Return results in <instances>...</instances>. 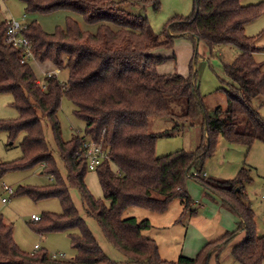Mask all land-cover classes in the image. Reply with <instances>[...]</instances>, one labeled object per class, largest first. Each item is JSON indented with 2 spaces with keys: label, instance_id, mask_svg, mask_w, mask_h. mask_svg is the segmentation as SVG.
I'll return each mask as SVG.
<instances>
[{
  "label": "trees",
  "instance_id": "trees-1",
  "mask_svg": "<svg viewBox=\"0 0 264 264\" xmlns=\"http://www.w3.org/2000/svg\"><path fill=\"white\" fill-rule=\"evenodd\" d=\"M21 1L30 13L66 10L79 14L86 23L98 25V30L95 34L83 32L68 19L65 30L49 35L38 23L28 24L22 35L30 40L40 65L50 68L51 64L53 69L69 73L65 84L51 76L41 86L32 64L21 63V50L6 44L7 23L0 22V95L11 94L18 112L16 119L0 123V132H8L11 142L25 135L20 145L22 158L0 165V178L9 171L44 165V173L52 177L54 184L46 189L20 188L13 196L61 201L62 214H46L34 222L39 224V234L77 232L71 235L77 255L69 261L41 249L26 253L15 243L13 227L0 214V264H116L101 249L75 208L70 186L78 188L86 213L98 221L106 239L128 262L209 264L212 254L220 252L245 229L247 238L234 249V259L240 264H264V237L258 236L254 213L243 203L244 188L225 191L232 201L229 203L239 213L242 211L244 225L209 243L194 259L161 260L154 241L142 234L151 228L150 221L123 218L129 208L163 212L176 198L189 203L185 184L190 178L210 187L201 165L220 136L248 149L257 141L264 144V119L253 107L257 97H264V66L255 58L261 50L257 45L262 35H246V25L264 13V0L253 5H243L245 0H194L192 16L173 18L162 35L154 32L147 18L124 9L131 1L146 6L152 0ZM158 5L159 0L155 7ZM177 38L190 39L195 45L203 42L210 49L232 45L240 50L238 59L225 67L230 81L228 89H221L228 98L226 110L219 107L210 115L206 113L193 66L188 77L159 73L158 69L176 56L165 58L156 52L173 51ZM64 97L76 106V116L86 125L83 136H73L69 141L62 138L58 117ZM201 117L204 134L196 152L181 150L157 157L159 138L175 135L180 131L179 124ZM152 118L175 120L177 126L152 133ZM42 120L53 131L58 155L68 172L67 183L46 141ZM88 141L102 143L108 152L93 171L99 179L102 199H96L85 183L91 171L80 151ZM194 168L196 172L191 175ZM245 174L249 178V171L243 169L235 180L226 183L237 187Z\"/></svg>",
  "mask_w": 264,
  "mask_h": 264
},
{
  "label": "rangeland",
  "instance_id": "rangeland-1",
  "mask_svg": "<svg viewBox=\"0 0 264 264\" xmlns=\"http://www.w3.org/2000/svg\"><path fill=\"white\" fill-rule=\"evenodd\" d=\"M146 6L131 1L124 9L130 13L140 15L148 19L150 26L156 34L162 35L167 24L175 17L186 19L192 16L194 11V0H159ZM263 0H245L243 5L258 4ZM0 22L3 17L10 15L13 20L23 21L24 24L38 23L46 34H54L58 29L65 30L68 19L75 21L83 32L95 34L98 25L88 24L84 18L76 13L60 10L52 13H30L26 4L21 0H1ZM246 35L258 37V47L261 49L255 54L256 60L264 66V13L258 19L246 25ZM168 59L158 71L162 75L178 74L188 77L193 73L200 94L203 97L205 111L211 114L217 108L226 110L228 98L223 89L229 88V78L225 73V67L231 65L238 59L241 52L232 45H223L210 49L203 42L194 44L187 38H177L173 51L159 50L156 52ZM32 64L39 81L57 71L60 72L58 80L65 84L68 80V71H60L52 68L51 64L41 66ZM43 67V68H42ZM253 107L258 108L261 117L264 119V97H257L253 101ZM76 106L67 98L62 100L58 113L62 138L69 141L73 136L85 134L86 125L76 114ZM18 112L13 106L11 94L0 95V123L16 119ZM45 129V138L56 161L61 178L67 183L68 172L64 162L58 155L57 144L54 139L50 125L42 120ZM177 126L175 120L152 118L149 129L152 133L165 132ZM180 131L170 137H163L157 140V157L179 152L194 153L202 143L204 126L202 117L185 124H179ZM25 138L20 134L12 142L9 140L8 132H0V165L10 164L22 158L20 145ZM216 146L201 165V171L210 180V187H204L200 181L191 178L185 184L191 201L176 198L163 212H152L143 208H129L123 212V218H136L138 221L149 220L151 228L142 234L154 241L158 248V255L161 260L176 262L180 257L190 259L196 258L200 252L212 242L222 238L226 233L237 231L244 225L242 222V211L239 213L229 202L231 199L225 195V191L239 190L244 188L243 203L253 211L257 234L264 237V144L255 142L250 149L243 145L228 142L220 136L216 140ZM249 171L244 175L243 180L237 187H232L229 181L235 180L243 170ZM196 169L191 170V175ZM6 184L14 191L20 188L34 187L46 189L54 184L52 177L44 173V165H35L18 171H9L0 178V186ZM85 183L96 199L103 198V192L96 172H88ZM217 188V189H215ZM69 192L75 208L83 218L93 237L111 260L112 263H134L126 261L125 256L117 250L105 237L98 221L88 215L84 209L80 191L77 187L70 186ZM3 191L0 188V195ZM239 194V193H238ZM11 198L9 205L1 210L4 221L13 227L14 241L18 247L26 253H34L35 246L39 245L41 250H46L50 256H64L69 261L76 257L77 251L72 245V232H52L39 234L36 229L39 224H34L33 216L42 218L46 214H62L63 206L56 198L36 201L29 196L5 195ZM240 198V195H239ZM241 200V198H240ZM232 202V201H231ZM196 203V204H195ZM247 233L240 230L228 241L223 249L212 254L209 264H240L233 257L236 246L243 243Z\"/></svg>",
  "mask_w": 264,
  "mask_h": 264
},
{
  "label": "built area",
  "instance_id": "built-area-1",
  "mask_svg": "<svg viewBox=\"0 0 264 264\" xmlns=\"http://www.w3.org/2000/svg\"><path fill=\"white\" fill-rule=\"evenodd\" d=\"M26 17L24 16V19ZM23 21L13 20L10 19L6 21L7 23V33L5 37V42L7 45L19 49L22 52L21 55V63L22 64H37V59L35 57V52L32 47L30 40L22 35V32L27 29V24H24ZM60 72L55 71L54 75L48 74V76H44L43 81H39V84L42 86L44 82L48 80V77L51 76H58ZM81 159L86 161L89 171L93 172L96 171L101 164L103 163L104 159L107 158L108 152L103 147L102 143L88 141L86 142L81 151ZM3 194L0 195V213L1 209L10 204L12 201L11 198H8L5 195H10L13 197L14 190L6 184L1 185ZM33 221L37 222L40 220L39 217L33 216ZM39 247H36L35 250H38ZM54 258H58L53 256ZM58 259H64V256H60ZM123 264V263H120ZM125 264V263H124ZM126 264H134V263H126Z\"/></svg>",
  "mask_w": 264,
  "mask_h": 264
},
{
  "label": "crops",
  "instance_id": "crops-1",
  "mask_svg": "<svg viewBox=\"0 0 264 264\" xmlns=\"http://www.w3.org/2000/svg\"><path fill=\"white\" fill-rule=\"evenodd\" d=\"M2 1H3V0H2ZM1 6H2V3H1V0H0V10L2 9ZM10 19H11V18H10V15H6L5 17H3V21H5V22L8 21V20H10ZM3 21H2V22H3ZM261 38H262V37H261ZM260 40H261V39H260ZM49 74H52V72L50 71ZM43 75L46 76L45 73H44ZM190 179H191V178H190ZM0 188H1V186H0ZM1 190H2V188H1ZM195 204H196V203H195ZM3 208H4V207H3ZM1 210H2V209H1ZM0 214H1V213H0ZM36 247H39V249H40V246H39V245H36L35 248H36ZM39 249H38V250H39ZM63 260H65V259H63Z\"/></svg>",
  "mask_w": 264,
  "mask_h": 264
}]
</instances>
